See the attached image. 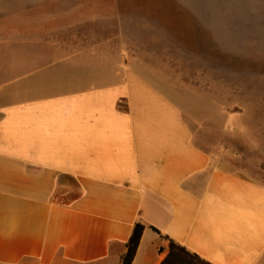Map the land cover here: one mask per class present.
Segmentation results:
<instances>
[{
  "label": "crops",
  "instance_id": "1",
  "mask_svg": "<svg viewBox=\"0 0 264 264\" xmlns=\"http://www.w3.org/2000/svg\"><path fill=\"white\" fill-rule=\"evenodd\" d=\"M68 38L0 68V264H121L137 223L130 264H264V183L200 144L172 85Z\"/></svg>",
  "mask_w": 264,
  "mask_h": 264
},
{
  "label": "rangeland",
  "instance_id": "2",
  "mask_svg": "<svg viewBox=\"0 0 264 264\" xmlns=\"http://www.w3.org/2000/svg\"><path fill=\"white\" fill-rule=\"evenodd\" d=\"M6 35L12 41L0 42L2 70L40 63L37 46L71 36L111 45L136 76L181 92L167 93L188 121L200 119L208 130L210 142L201 145L264 183V0H0Z\"/></svg>",
  "mask_w": 264,
  "mask_h": 264
},
{
  "label": "trees",
  "instance_id": "3",
  "mask_svg": "<svg viewBox=\"0 0 264 264\" xmlns=\"http://www.w3.org/2000/svg\"><path fill=\"white\" fill-rule=\"evenodd\" d=\"M54 200H57V196L55 195ZM154 229V228H153ZM142 230H143V226L139 223L135 224L133 230H132V234L126 244L127 246V250L126 253L124 254V256L121 259V264H130L134 253L136 251V248L138 246L141 234H142ZM156 230V229H154Z\"/></svg>",
  "mask_w": 264,
  "mask_h": 264
},
{
  "label": "water",
  "instance_id": "4",
  "mask_svg": "<svg viewBox=\"0 0 264 264\" xmlns=\"http://www.w3.org/2000/svg\"><path fill=\"white\" fill-rule=\"evenodd\" d=\"M61 177H62L63 179H69V180H71L70 177H69V176H66V175H62Z\"/></svg>",
  "mask_w": 264,
  "mask_h": 264
}]
</instances>
